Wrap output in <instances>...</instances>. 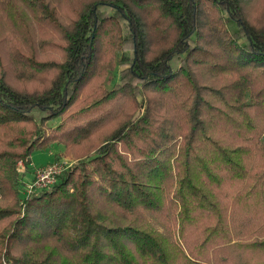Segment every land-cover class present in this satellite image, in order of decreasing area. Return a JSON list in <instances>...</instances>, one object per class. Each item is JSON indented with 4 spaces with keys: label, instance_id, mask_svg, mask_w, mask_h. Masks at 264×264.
I'll return each mask as SVG.
<instances>
[{
    "label": "trees",
    "instance_id": "trees-1",
    "mask_svg": "<svg viewBox=\"0 0 264 264\" xmlns=\"http://www.w3.org/2000/svg\"><path fill=\"white\" fill-rule=\"evenodd\" d=\"M34 23L59 52L27 56L30 87L0 77V264H264V22L243 0H0V49ZM53 144L74 162L22 200L19 164ZM98 196L159 223L116 224Z\"/></svg>",
    "mask_w": 264,
    "mask_h": 264
},
{
    "label": "rangeland",
    "instance_id": "rangeland-1",
    "mask_svg": "<svg viewBox=\"0 0 264 264\" xmlns=\"http://www.w3.org/2000/svg\"><path fill=\"white\" fill-rule=\"evenodd\" d=\"M245 8L247 9V15L250 20L264 22V0H243ZM66 0H58L60 8L64 9ZM34 32L27 30V33L12 27L14 31V37L7 44V48L1 47L0 49V77H4L6 80H10L13 85L17 88L30 87L33 84V80L39 78V76H44V71H36L31 63L26 60L29 55H32L36 60H44L47 58H52L56 56L57 51H49L41 46L38 42L39 34L42 31L39 28V23H34ZM133 51V45L127 44L124 47V52L131 53ZM59 52V51H58ZM122 66L117 65L112 72V80L110 82H104V88L111 89L116 82L124 81L123 75L121 74ZM212 76V75H211ZM213 79V77H212ZM209 75H207L206 80L209 82L212 80ZM126 81V80H125ZM214 85L215 80L213 79ZM97 82H91L89 85L90 93L93 92L94 88L97 86ZM140 100V99H139ZM36 118H40L42 113L40 111L34 112ZM61 122V118L49 121L47 126L50 128L57 127ZM111 124L107 125L108 128ZM65 153V146L62 144H53L52 146L45 148H37L31 153V164L29 166L20 163L19 164V179L17 183V188L20 191V197L22 200L25 199L31 193V191L39 190L41 182H38L39 175L42 174L43 170H53L50 175L51 180H55L63 174L67 168L74 162L71 156H67ZM174 166L173 162H170ZM176 182V177L174 174V169L168 180V184L173 185ZM47 183V182H46ZM43 186H46L43 184ZM41 189V188H40ZM193 201L194 211H198L200 206ZM97 205L100 209L107 210L110 214L112 221L120 225H135V226H147V225H157L159 223L157 218L152 217L153 213L144 208H138L134 211L124 210L118 205H112L107 209L106 200L102 196H98ZM178 210L175 207L169 206L166 203V207L160 211L163 218L168 223H173L174 227L179 230L180 218H174ZM159 213V212H158ZM198 217V215H197ZM204 217L203 214L199 215L198 221H201ZM193 227V226H192ZM180 243L186 247L187 241H185L183 235L180 231V238L177 234ZM40 250L47 252L53 249L55 252L64 250L63 243L57 241L52 237L44 238L40 243ZM64 258V257H63ZM66 260L71 261V258Z\"/></svg>",
    "mask_w": 264,
    "mask_h": 264
},
{
    "label": "built area",
    "instance_id": "built-area-1",
    "mask_svg": "<svg viewBox=\"0 0 264 264\" xmlns=\"http://www.w3.org/2000/svg\"><path fill=\"white\" fill-rule=\"evenodd\" d=\"M52 173H53V170H43L42 174L39 175V180H38V182H41V186H43V184L45 185L51 184L54 181V180H51L50 178V175Z\"/></svg>",
    "mask_w": 264,
    "mask_h": 264
}]
</instances>
